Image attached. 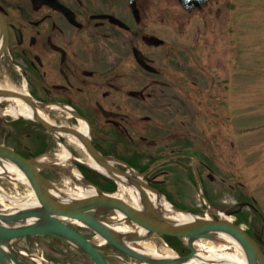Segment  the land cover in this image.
Returning <instances> with one entry per match:
<instances>
[{
	"label": "flooded vegetation",
	"instance_id": "flooded-vegetation-1",
	"mask_svg": "<svg viewBox=\"0 0 264 264\" xmlns=\"http://www.w3.org/2000/svg\"><path fill=\"white\" fill-rule=\"evenodd\" d=\"M227 2L188 10L183 0H0V82L30 102V128L8 122L30 130V158L71 153L64 169L42 173L58 181L78 168L101 183L112 179L90 161L134 170L180 207L193 204L201 181L212 207L240 216L249 201L215 168L208 122L194 111V89L220 62L207 28ZM186 27L187 47L177 38ZM184 49L188 67L176 60Z\"/></svg>",
	"mask_w": 264,
	"mask_h": 264
},
{
	"label": "rangeland",
	"instance_id": "rangeland-1",
	"mask_svg": "<svg viewBox=\"0 0 264 264\" xmlns=\"http://www.w3.org/2000/svg\"><path fill=\"white\" fill-rule=\"evenodd\" d=\"M219 16L218 20L207 28V31L210 35L216 33L219 49L215 57L220 62L217 67L214 66V70L211 69V76L201 79L200 91L194 89L198 95L194 101V111L198 119L204 118L208 122L206 132H209L211 137L209 151L219 163L215 168L219 172L226 169L232 181H239L242 199L255 203L254 206L257 207L255 210L245 207L240 216L234 215L230 218L262 240L264 250V0H236V3L234 0H229ZM199 22L192 23L196 25ZM195 29L196 27L192 28V30ZM186 34L187 27L184 36L178 34L177 37L180 45L185 47L188 44ZM176 60L182 66H189L186 49L179 50ZM177 71L179 76H187L185 70ZM182 90L189 92L187 87H183ZM185 104H187L186 100ZM4 107L5 105L0 104V143L30 155V130L28 133H22L27 131L16 129L14 125L12 127L8 120L20 117L2 112ZM23 121L30 128L29 120ZM197 130L201 131L199 128ZM214 134H217L216 138ZM9 161L11 160L0 158V166L6 168ZM56 184L60 187H65L66 184L72 185L66 179H60L56 181ZM198 186L202 187L201 181L198 182ZM144 189L152 194V191L145 187ZM118 190L119 188L117 192ZM30 192L34 193V190L26 181L10 172L0 174V203L7 206L13 205L12 201L8 198L6 200L3 194L14 199H21ZM227 199L228 204H234L229 195ZM200 206L201 213L196 214L203 217L218 218L220 212H224V210L215 211L211 204L210 210L209 205L203 200V195L198 193L189 207L199 209ZM126 220L136 230L135 232L139 231L136 224ZM78 227L87 237L99 244L100 249L108 255L112 264H148L123 254L110 243L100 244L102 242L96 238L91 228L82 225ZM215 236L216 234H213L210 239L205 237L203 241L212 240L211 238L214 239ZM39 239L42 254L37 251L39 246H29L27 241L22 242L24 250L34 253L38 262L41 261L40 257L44 256L48 264H94L84 252L65 245L56 238L42 236ZM142 239L144 242L157 246L162 253L169 247L175 251L177 249L176 252L179 255L190 252L188 239L182 241L178 237H165L157 233L144 236ZM194 247L197 252L202 249L200 243H196ZM25 264L38 263L29 257L25 260Z\"/></svg>",
	"mask_w": 264,
	"mask_h": 264
},
{
	"label": "water",
	"instance_id": "water-1",
	"mask_svg": "<svg viewBox=\"0 0 264 264\" xmlns=\"http://www.w3.org/2000/svg\"><path fill=\"white\" fill-rule=\"evenodd\" d=\"M203 1L205 0H183V3L187 9H193ZM159 41L161 40L159 39ZM2 92L15 94L11 91H0V93ZM0 158L11 160L24 173L37 198V202L33 206L16 208L15 210L0 207V264H22L15 246L24 237H35L37 235L57 237L88 254L96 264H111L107 255L98 248V244L78 230L72 220H77L79 223L92 228L105 241L112 243L124 253L149 264H172L190 260L197 253L193 244L194 240L212 237L213 232L217 231L226 232L240 242L245 250L248 264H264V251L244 227L228 218L232 214L230 212L218 220L199 217L185 224L173 225L145 214L126 200L107 193L99 187H97L99 190L97 193L86 195L76 201H61L49 193V188L55 187V185L41 172L43 168L56 169L53 165L38 166L36 163L37 157H26L3 144H0ZM107 168L111 171L123 173L111 165H107ZM144 185L158 193L148 183L144 182ZM137 186L141 188V185ZM98 208H102L105 212L109 209L112 210L111 212L116 210L122 212L126 218H129L140 226V229L147 232L144 236L158 233L182 239L187 238L192 251L186 256H180L172 260L144 256L123 243L114 234L101 219L102 217L94 212ZM33 219L34 221H31Z\"/></svg>",
	"mask_w": 264,
	"mask_h": 264
},
{
	"label": "bare ground",
	"instance_id": "bare-ground-1",
	"mask_svg": "<svg viewBox=\"0 0 264 264\" xmlns=\"http://www.w3.org/2000/svg\"><path fill=\"white\" fill-rule=\"evenodd\" d=\"M2 86L5 87L9 85ZM0 100L7 102V106L2 109V112L11 114L15 117L21 115L30 117V104H28L27 101L16 96H6L0 98ZM70 156L71 153L65 149L60 153L58 159H51L47 155H42L36 159V163L38 166L51 164L56 168L64 169L61 164L69 159ZM108 161L110 163H114L113 159ZM90 163L92 166L97 167L98 169L100 168V165L95 162L90 161ZM9 172L16 175L19 179L27 182L24 173L18 169L12 161H9V163L6 164V168L0 166V174H6ZM73 173L74 177L69 179L72 185L66 184L65 187H60L58 185L56 187H51L49 188V193L61 201L73 202L86 195L97 193L99 191L91 181L85 178L81 171L76 169ZM136 174L137 173L134 170H131L130 174L126 175L115 174L119 181V190L117 193H114V195L128 201L145 214L158 220L167 221L173 225L185 224L199 218L196 214L178 210L175 206L171 205L164 196L155 193L151 194L144 188H139L137 185H141L142 182ZM3 196L6 199H10L13 203V205L8 207L4 204V206L9 208V210L11 208L33 206L37 202L36 195L33 192H30V194L21 199H14L6 194ZM111 211L112 210L109 209L105 212L102 208L94 210L95 213L102 217L101 219L108 225L114 234L130 248L150 258L172 260L178 257L177 252H175V250L171 247H169V249L166 248V251L162 253L154 244L144 242L142 237L147 234L144 229L135 232L136 230H134L126 221L125 214L117 210L114 212ZM222 214L226 216L225 213ZM31 221H34V219ZM72 222L79 224L77 220H72ZM81 225L83 224L81 223ZM213 234H216V236L214 239L211 238L212 240L203 241V238H197L194 240V245L196 243H200L202 246L201 251L197 252L194 258L184 262L172 264H248L245 250L234 236L223 231L213 232ZM96 238H98L102 243H105L104 238L101 236ZM207 238L210 239V237Z\"/></svg>",
	"mask_w": 264,
	"mask_h": 264
}]
</instances>
